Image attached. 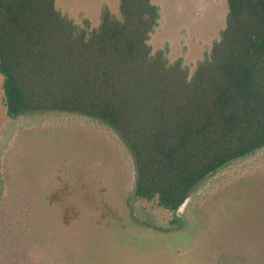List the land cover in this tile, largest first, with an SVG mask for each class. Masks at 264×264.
Segmentation results:
<instances>
[{"label":"trees","instance_id":"trees-1","mask_svg":"<svg viewBox=\"0 0 264 264\" xmlns=\"http://www.w3.org/2000/svg\"><path fill=\"white\" fill-rule=\"evenodd\" d=\"M118 1V13L104 9L92 28L55 0H0L6 115L80 118L107 130L131 161V195L176 213L209 178L264 150V0H226L219 38L191 74L149 42L159 7ZM8 173L0 164V197L22 191L31 201L23 186L5 185ZM6 209L0 225L11 219ZM13 226L1 232L13 235ZM225 244L223 252L249 251ZM24 254L10 264H25Z\"/></svg>","mask_w":264,"mask_h":264},{"label":"rangeland","instance_id":"rangeland-1","mask_svg":"<svg viewBox=\"0 0 264 264\" xmlns=\"http://www.w3.org/2000/svg\"><path fill=\"white\" fill-rule=\"evenodd\" d=\"M151 1L161 14L153 50H166L191 74L219 38L226 0ZM118 2L55 0V7L94 28L104 9L118 13ZM2 82L0 75L4 182L33 197L1 193L11 219L29 212L32 220L0 225L16 230L0 229V264L23 253L25 264H264V150L209 178L173 213L131 195V161L107 130L55 115L9 121ZM227 242L249 251H221Z\"/></svg>","mask_w":264,"mask_h":264}]
</instances>
